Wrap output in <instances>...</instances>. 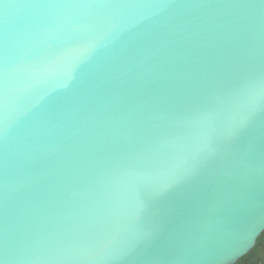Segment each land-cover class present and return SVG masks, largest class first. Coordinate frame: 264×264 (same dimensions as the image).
Returning a JSON list of instances; mask_svg holds the SVG:
<instances>
[{
	"label": "water",
	"instance_id": "1",
	"mask_svg": "<svg viewBox=\"0 0 264 264\" xmlns=\"http://www.w3.org/2000/svg\"><path fill=\"white\" fill-rule=\"evenodd\" d=\"M4 4L2 264H118L154 232L136 257L145 264L246 255L264 231V123L143 210L138 181L188 157L264 88V0ZM74 45L91 48L69 63Z\"/></svg>",
	"mask_w": 264,
	"mask_h": 264
},
{
	"label": "snow or ice",
	"instance_id": "2",
	"mask_svg": "<svg viewBox=\"0 0 264 264\" xmlns=\"http://www.w3.org/2000/svg\"><path fill=\"white\" fill-rule=\"evenodd\" d=\"M0 4L7 7L4 0H0ZM90 48L91 45H74L62 54V58L73 63ZM256 121L264 123V88L252 89L239 99L230 108L222 123L210 135L201 137L198 146L188 157L175 162L155 179L139 180L138 191L143 194L139 207L143 210L165 193L198 178L213 161L227 155L234 142ZM157 239L158 232L145 233L116 258L118 264H145V259L139 261L136 257L147 252Z\"/></svg>",
	"mask_w": 264,
	"mask_h": 264
},
{
	"label": "flooded vegetation",
	"instance_id": "3",
	"mask_svg": "<svg viewBox=\"0 0 264 264\" xmlns=\"http://www.w3.org/2000/svg\"><path fill=\"white\" fill-rule=\"evenodd\" d=\"M234 264H264V231L257 238L254 247Z\"/></svg>",
	"mask_w": 264,
	"mask_h": 264
}]
</instances>
